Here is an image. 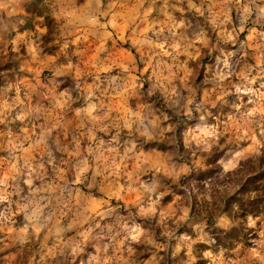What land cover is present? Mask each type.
I'll use <instances>...</instances> for the list:
<instances>
[{"label":"clouds","instance_id":"clouds-1","mask_svg":"<svg viewBox=\"0 0 264 264\" xmlns=\"http://www.w3.org/2000/svg\"><path fill=\"white\" fill-rule=\"evenodd\" d=\"M0 264H264V0H0Z\"/></svg>","mask_w":264,"mask_h":264}]
</instances>
